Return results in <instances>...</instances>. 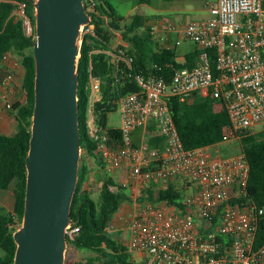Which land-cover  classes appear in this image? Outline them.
Wrapping results in <instances>:
<instances>
[{"label":"built area","instance_id":"built-area-1","mask_svg":"<svg viewBox=\"0 0 264 264\" xmlns=\"http://www.w3.org/2000/svg\"><path fill=\"white\" fill-rule=\"evenodd\" d=\"M31 1H17L14 10L28 35L35 31L26 12ZM93 29L91 23L82 26L81 37ZM174 30L170 23L163 28L152 25L153 36L162 46L191 40L198 51L196 64L178 68L169 81L162 76L135 75L140 89L118 101L119 144L97 120L94 108L100 99L101 79L91 76L86 124L105 168L112 172L125 168L135 180L131 188L139 187L141 192L150 181L168 182L176 175H190L197 186L191 199L196 206L193 215L165 200L137 197L121 216L130 228L128 247L142 255V264H264V244H256L264 208L239 202L247 194L251 170L244 153H211L213 146L186 148L168 103L173 95L193 99L196 92L213 91L225 100L235 129L264 125V0H215L205 18L186 22L180 36L171 40ZM114 55L117 62L131 64L132 57L123 49ZM15 83L11 70L2 82L9 109L13 103L8 88ZM153 120L164 139L149 145L147 126ZM79 231L78 224L68 225V241ZM72 264L87 262L80 258Z\"/></svg>","mask_w":264,"mask_h":264},{"label":"trees","instance_id":"trees-1","mask_svg":"<svg viewBox=\"0 0 264 264\" xmlns=\"http://www.w3.org/2000/svg\"><path fill=\"white\" fill-rule=\"evenodd\" d=\"M17 1L0 0V61L6 54L16 53L24 68L22 91L25 101H17L11 107L18 120L15 134L0 133V189H11L15 197L13 211L4 214L0 206V264H14L17 243L14 231L22 223L27 187L26 157L29 151L31 125L35 105V58L34 42L36 30L32 35L25 32L23 20L14 13ZM35 0L28 3L27 14L35 24ZM139 3L148 0H138ZM91 13L94 29L82 36L79 69V119L81 146L84 154L94 158L98 164L96 179L87 160L81 159L79 181L71 206V215L80 231L69 246L85 248L95 253L86 258L87 264H142L134 260L132 250L114 237L110 231L113 216L128 199V188L119 185L115 178L105 172L104 159L97 143L89 134L87 127L89 87L91 76L99 77L100 99L94 108L99 124L119 144L122 139L120 127L108 124V113L118 108V101L125 94L140 89L135 75H156L172 78L181 67H193L198 51L192 48L179 61L177 46H162L152 33L148 17L140 12L133 14L131 20L119 13L111 0H84ZM122 32L126 45L120 46L125 54L132 57L131 64L124 60L116 61L117 50L111 45L117 33ZM168 103L186 148L216 146L229 139H235L238 150L243 152L250 164V176L246 196L239 202L256 203L264 208V128L260 130L235 129L229 117L225 100L213 91L208 94L195 93L193 99L184 95L168 97ZM149 145L163 142L156 121L147 126ZM113 142L112 140H110ZM94 167V168H93ZM93 181L91 182V180ZM101 180L99 200L93 195V187ZM190 182L170 180L166 183L150 181L138 196L139 200H165L173 203L187 215H193L195 205L186 199L185 186ZM117 189H116V188ZM257 246L264 244V219L259 223L256 239ZM75 259L67 257L66 264Z\"/></svg>","mask_w":264,"mask_h":264},{"label":"water","instance_id":"water-1","mask_svg":"<svg viewBox=\"0 0 264 264\" xmlns=\"http://www.w3.org/2000/svg\"><path fill=\"white\" fill-rule=\"evenodd\" d=\"M35 105L22 223L14 264H66L65 233L82 155L79 119L81 28L92 22L84 0H35Z\"/></svg>","mask_w":264,"mask_h":264},{"label":"rangeland","instance_id":"rangeland-1","mask_svg":"<svg viewBox=\"0 0 264 264\" xmlns=\"http://www.w3.org/2000/svg\"><path fill=\"white\" fill-rule=\"evenodd\" d=\"M215 0H148L143 3H139L138 0H111L112 4L116 7L117 11L127 17V20H131L133 14L136 12H140L145 14L148 19L149 23L153 24L156 23L160 25L161 28L165 26L166 23H170L174 25L175 30L171 34V40H175L181 34V29L185 25L186 22L191 20H200L205 18L208 15L209 6ZM85 28L86 25H83ZM122 32L116 34V36L112 39L111 45L113 49L119 50L121 49L120 46L126 45L127 41L124 38ZM194 48V43L191 40L183 39V41L177 45V53L179 61L184 60V55L186 52L190 51ZM108 124L110 126L120 127L122 124V118L120 115L119 109H114L108 113ZM264 126L263 124L256 125L255 127L251 128L250 130H256L257 127ZM209 152L211 153H221V154H231V153H238V146L235 139H229L226 142L213 146L209 148ZM81 159L87 160L91 166L96 167V169H92V177L96 179V173H98V164L94 158L90 157L89 155L84 154L82 150ZM80 159V161H81ZM93 167V168H94ZM105 172L113 176L112 170H107L105 168ZM114 177V176H113ZM115 178V177H114ZM188 180L190 182L189 186H185L184 193L186 194V199L188 201L193 198L197 186L190 177V175H176L174 178L175 180L182 181ZM91 180V182L93 181ZM119 185H129L130 190L128 189V199H124L121 207L117 211V213L113 216L110 231L117 238L121 243L128 246L129 241V234L130 228L126 224L123 217L124 213L126 212L129 205L137 199L140 195L139 187H136L134 190L131 188L132 185H135L134 182L132 184H126L123 180H117ZM164 181L162 183H166ZM102 186L101 180H98L97 183L93 187L92 195L96 200H99V192ZM127 187V188H128ZM116 188V187H115ZM117 189V188H116ZM133 200V201H132ZM132 205V204H131ZM196 207V206H195ZM195 209V208H194ZM193 210V209H192ZM4 214H8V210H3ZM2 250L0 249V253ZM134 260L138 263L143 262V257L140 255L138 251H132ZM90 256H95V253L90 251L89 249L85 248H76L74 246H69L67 249V257L70 259H80V258H89Z\"/></svg>","mask_w":264,"mask_h":264},{"label":"crops","instance_id":"crops-1","mask_svg":"<svg viewBox=\"0 0 264 264\" xmlns=\"http://www.w3.org/2000/svg\"><path fill=\"white\" fill-rule=\"evenodd\" d=\"M11 70L16 74V83L12 87L8 88L9 99L13 104L17 101L24 102L25 95L22 91L24 68L16 53H9L7 57H3L0 61V133L7 135L15 134L18 128V120L11 109L5 106L6 103L3 98L4 89L2 82ZM113 176L117 180H123L126 184H132V182L135 181L130 179L125 168L116 169L113 172ZM131 204H133V202ZM131 204L129 205V208L131 207ZM0 206L4 207L5 210L8 211L14 210L15 197L11 189H0Z\"/></svg>","mask_w":264,"mask_h":264}]
</instances>
